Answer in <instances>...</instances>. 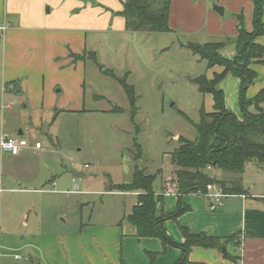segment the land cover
<instances>
[{"label": "crops", "instance_id": "obj_1", "mask_svg": "<svg viewBox=\"0 0 264 264\" xmlns=\"http://www.w3.org/2000/svg\"><path fill=\"white\" fill-rule=\"evenodd\" d=\"M125 2L0 0V38L3 40L0 43V140L2 135H9L28 141V146L17 155L0 149V194L14 190L5 186L1 173L5 163H9L8 174L11 172L23 182L32 183L40 179L46 153L64 155L59 141L54 147L53 139L58 140L59 136L51 134L53 125L47 129L53 139L44 145L35 138L38 125L34 123L44 113L59 117L86 110L84 59L92 57L91 53L96 54V48L92 49L90 44L92 37L100 41L106 35L139 32L127 28L122 14ZM261 2L264 9V0ZM214 4L223 7V15L214 10ZM254 9V0H171L169 26L173 32L195 36L204 33L216 38L207 41L203 37L197 43L223 42L222 55L233 59L237 55L238 16L243 15L245 29L252 31ZM257 42L264 45V36L258 37ZM253 68L257 78L248 90L249 98L264 88V65L256 63ZM222 70L220 66L215 72ZM222 86L226 106L242 118L238 110L240 79L229 73ZM37 142L42 144L40 149L35 147ZM29 156L41 158L37 166L26 161ZM63 158H60L63 167L57 172L46 164L49 170L44 181L49 179L50 188L36 189L37 192L69 198L78 191L77 181L82 178H76L73 163L69 168ZM16 170L18 174L14 173ZM174 172L159 189L154 188L156 195L174 180L176 167ZM238 177L242 178L244 193L230 194L223 206L215 205L211 197L199 193L178 194L177 188L174 194L163 196L159 213L175 212L180 201L188 207L177 219L166 220L165 229L173 242L168 245L157 237L136 235V228L127 219L138 201L136 191L108 188L95 191L126 197L123 209L113 219L102 216L82 221L74 231L44 222L41 206L36 214H32L31 206L30 210L26 208L23 227L14 230L17 227L11 215L4 216L0 203V264H175L183 255L180 245L185 242L180 226L194 234L204 233L222 240L237 235L235 240L226 242L227 252L236 260L226 257L222 249L195 246L187 264H264V168L252 162L242 175H229V178ZM4 227L6 230L2 231Z\"/></svg>", "mask_w": 264, "mask_h": 264}, {"label": "rangeland", "instance_id": "obj_2", "mask_svg": "<svg viewBox=\"0 0 264 264\" xmlns=\"http://www.w3.org/2000/svg\"><path fill=\"white\" fill-rule=\"evenodd\" d=\"M203 37L207 41L216 40L204 33L195 36L182 31L128 32L106 35L100 41L92 37L90 44L92 49L96 48L97 61L89 56L84 59L86 110L59 117L44 113L38 123H34L38 125L35 138L44 145L53 139V133L58 134L53 144L55 147L59 141L64 155L46 153L40 179L32 183L23 182L11 172L8 174L9 163L1 169L6 188H14L0 194L3 214L11 215L17 227L14 230L23 227L22 216L26 208L30 210L29 206L32 214L41 206L44 222L69 231L78 229L82 221L90 218L113 219L123 209L126 197L95 191L109 188L112 183L130 182L136 166L156 175L155 189L174 176L171 155L180 146V137L195 140L201 110L213 111L212 95L201 92L193 80L200 75L213 77L220 66H210L207 60L185 46L190 41L202 42ZM0 43H3L2 38ZM131 87L133 99L128 92ZM238 110L241 112L239 101ZM51 125L52 135L48 132ZM62 156L69 168L73 163L76 178H82L77 181L78 191L69 198L37 192L36 189L50 188L49 179L44 181L49 170L46 164H50L54 172L59 171L63 167ZM25 159L35 167L41 158ZM207 171L224 181L234 179L229 178L231 173L228 172L218 175L211 167ZM176 177L173 181L178 189Z\"/></svg>", "mask_w": 264, "mask_h": 264}, {"label": "trees", "instance_id": "obj_3", "mask_svg": "<svg viewBox=\"0 0 264 264\" xmlns=\"http://www.w3.org/2000/svg\"><path fill=\"white\" fill-rule=\"evenodd\" d=\"M170 2L171 0H126L122 14L126 18L127 28L132 31L173 32L169 26ZM254 5L252 31L245 29L243 15L238 16L237 55L233 59L222 55L223 42L190 41L185 45L207 60L210 66L218 65L223 70L215 72L211 78L200 75L193 80L201 92L212 95L213 111L201 110L197 138L190 140L180 137L181 144L171 155V162L176 167L179 194L204 193L208 184L221 186L227 194H242L244 189L241 177L224 181L211 176L207 169L211 167L218 172L242 175L252 162L264 168V88L254 97H248V90L257 78L253 65H264V45L257 42L258 37L264 36V9L261 0H254ZM91 56L96 60L95 53H91ZM229 73L240 79L239 103L242 118L226 106L222 82ZM128 92L133 99V88H128ZM138 150L140 157V145ZM155 179V174L146 173L136 166L131 182L112 183L108 190L138 192V201L127 217L136 228V235L157 237L165 245L173 244L164 224L168 219H177L188 207L180 201L175 212L159 213L158 206L163 203V195H156L153 186ZM180 230L185 242L180 245L183 255L175 264L190 263V252L195 246L221 250L226 242L235 240L237 236L222 240L204 233L194 234L184 226H180ZM225 256L236 260L228 252Z\"/></svg>", "mask_w": 264, "mask_h": 264}, {"label": "built area", "instance_id": "obj_4", "mask_svg": "<svg viewBox=\"0 0 264 264\" xmlns=\"http://www.w3.org/2000/svg\"><path fill=\"white\" fill-rule=\"evenodd\" d=\"M2 29H5V27H2ZM27 146L28 141L20 136L2 135L0 140V149L2 151L10 152L13 155L21 153V151ZM41 146L42 144L40 142H37L35 145L37 149H40ZM175 189L176 183L170 180L167 184V187L161 194L163 196L174 194L176 192ZM200 194L211 197L214 200L215 205L217 206H223L225 203V199L230 196V194H227L221 186L216 184H208L207 191Z\"/></svg>", "mask_w": 264, "mask_h": 264}, {"label": "water", "instance_id": "obj_5", "mask_svg": "<svg viewBox=\"0 0 264 264\" xmlns=\"http://www.w3.org/2000/svg\"><path fill=\"white\" fill-rule=\"evenodd\" d=\"M213 8H214L215 11L219 12L220 14H222V15L224 14V9H223L222 6L214 4ZM222 252L223 253H227V245L226 244L223 245Z\"/></svg>", "mask_w": 264, "mask_h": 264}]
</instances>
